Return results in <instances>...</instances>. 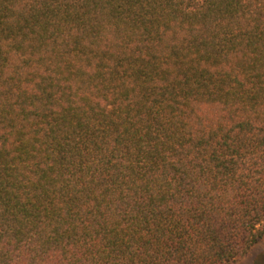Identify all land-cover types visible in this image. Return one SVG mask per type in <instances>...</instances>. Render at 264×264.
Masks as SVG:
<instances>
[{
  "label": "trees",
  "instance_id": "trees-1",
  "mask_svg": "<svg viewBox=\"0 0 264 264\" xmlns=\"http://www.w3.org/2000/svg\"><path fill=\"white\" fill-rule=\"evenodd\" d=\"M263 236L264 0H0V264Z\"/></svg>",
  "mask_w": 264,
  "mask_h": 264
},
{
  "label": "rangeland",
  "instance_id": "rangeland-1",
  "mask_svg": "<svg viewBox=\"0 0 264 264\" xmlns=\"http://www.w3.org/2000/svg\"><path fill=\"white\" fill-rule=\"evenodd\" d=\"M236 264H264V236L243 258Z\"/></svg>",
  "mask_w": 264,
  "mask_h": 264
}]
</instances>
